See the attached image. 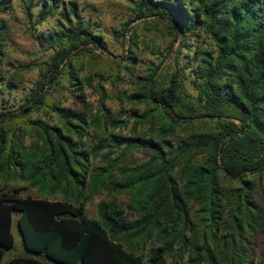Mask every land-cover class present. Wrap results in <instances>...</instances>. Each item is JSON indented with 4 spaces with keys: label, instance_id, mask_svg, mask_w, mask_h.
Returning a JSON list of instances; mask_svg holds the SVG:
<instances>
[{
    "label": "trees",
    "instance_id": "obj_1",
    "mask_svg": "<svg viewBox=\"0 0 264 264\" xmlns=\"http://www.w3.org/2000/svg\"><path fill=\"white\" fill-rule=\"evenodd\" d=\"M130 1L138 20L164 23L174 42L187 45L203 34L211 46L189 52L170 76L150 68L138 91L123 93L152 107L136 114V123L156 119L158 129L100 139L97 145L109 141L124 157L150 153L144 162L106 169L92 164L97 145L90 142L93 126L120 127L105 100L92 118L48 97L50 90L65 88L74 96L93 86L81 75V60L106 50L105 37L74 2L22 0L33 38L52 54L30 98L18 107L3 100L8 107L0 111V176L28 181L48 197H25L23 188L8 185L0 191V264L14 248L15 223L27 255L5 264H168L170 256L180 264L185 251L192 264H252L244 239L250 244V236L264 234V0ZM10 4L0 0V73L9 34L1 16ZM56 16L55 28L39 36L37 27ZM135 59L122 57L118 71H128ZM185 81L195 96L185 95ZM41 111L47 119H32ZM17 118L35 130L29 146L16 133ZM120 167L123 177L116 179L113 169ZM105 191L126 193L130 201L102 200L99 217H89L88 204ZM57 194L63 200L50 198Z\"/></svg>",
    "mask_w": 264,
    "mask_h": 264
},
{
    "label": "rangeland",
    "instance_id": "obj_2",
    "mask_svg": "<svg viewBox=\"0 0 264 264\" xmlns=\"http://www.w3.org/2000/svg\"><path fill=\"white\" fill-rule=\"evenodd\" d=\"M10 1L9 12L3 13L1 16L8 23L9 34L6 47L7 57L0 73V111H4L3 107H8L3 101L4 99L14 100L13 105L18 107L25 102V99L30 98L31 90L40 78V67L49 60L52 54V49L48 44L42 45L33 38L22 0ZM61 2L64 4L76 3L80 15L85 19L93 20L95 30L102 32L105 37L103 44L107 49L95 50L81 60V75L90 77L93 80V86H86L83 92H76L74 96L65 88L50 90L49 99L59 101L63 106L77 112H88L89 115L91 113L92 118L96 117L102 99L105 100L106 107L111 109L120 121L118 123L120 127H115V124L108 125L106 129L101 126H93L90 142L94 147L101 142L100 139L108 138L111 132L123 136L157 132L156 119L154 122L146 123H136L135 121L137 119L136 114H143L152 107L145 103H135L123 93L126 92L130 95L138 91V83L142 77L150 73V68L159 67V75L162 73L166 76L172 75L177 72L178 64L183 65L185 61H188L189 52L199 48L208 49L211 46V41L202 34L198 37L191 36L187 45L179 41L174 42V37L164 23L154 24L149 20L147 22L138 20L133 10L134 5L130 0H61ZM34 11L35 13L38 12V8ZM57 17H50L39 25L37 34L40 36L41 33L53 30L56 26ZM126 24L129 26L126 37H124L123 28ZM134 41L137 43L136 47L132 45ZM124 56L135 57L136 59L133 60L134 63L128 68V71L121 72L118 71V62ZM178 57L182 59L180 62H178ZM10 81H13L16 87L3 91L4 85ZM184 86L186 96L187 94L191 97L196 95L192 84L185 81ZM14 109L15 107H11L9 110ZM36 118L47 119L46 112L34 113L32 119ZM15 121H17L16 127L18 128L16 133L20 135L25 145H31L36 140V133L32 125L30 126L28 122L18 118ZM108 144L109 141L104 142L105 147L97 145L96 151L91 156V162L94 166L110 169L111 165L123 164L129 167L133 166L134 162L141 163L150 157V153L147 151H135L124 157L122 152L116 151L114 147L108 146ZM121 170H123L121 167L114 168L112 176L121 179L123 177ZM7 185L8 189L23 188L22 195L25 197H48L28 181L1 175L0 191L5 189ZM50 198L63 200V196L60 194ZM105 199H115L119 204L126 205L130 201V196L126 193L110 196L108 191L97 195L87 206L89 217L95 219L99 217L98 204ZM197 210V207L194 208V215H196ZM197 223L203 229L199 216ZM13 233L15 237L14 248L6 252L2 264L13 258L27 255L16 223ZM250 241L252 243L248 244L244 239V245L249 247L247 251L250 257L249 261L252 264H257L264 259V234L258 231L250 236ZM226 250L227 255L231 257L232 249ZM149 254L150 245L146 247L143 255L148 257ZM190 254L185 251L179 256L177 255L180 264H192ZM168 264H173L172 256L168 258ZM233 264L239 263L236 261Z\"/></svg>",
    "mask_w": 264,
    "mask_h": 264
}]
</instances>
